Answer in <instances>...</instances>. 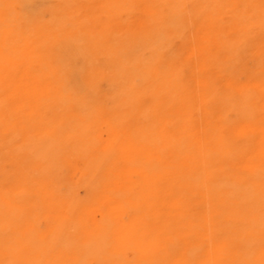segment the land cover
<instances>
[{
	"label": "bare ground",
	"instance_id": "obj_1",
	"mask_svg": "<svg viewBox=\"0 0 264 264\" xmlns=\"http://www.w3.org/2000/svg\"><path fill=\"white\" fill-rule=\"evenodd\" d=\"M0 264H264V0H0Z\"/></svg>",
	"mask_w": 264,
	"mask_h": 264
}]
</instances>
